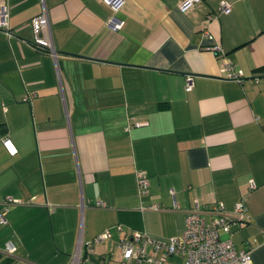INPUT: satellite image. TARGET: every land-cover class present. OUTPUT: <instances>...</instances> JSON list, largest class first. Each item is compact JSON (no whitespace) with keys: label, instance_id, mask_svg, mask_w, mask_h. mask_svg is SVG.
I'll return each instance as SVG.
<instances>
[{"label":"crops","instance_id":"0c3cea01","mask_svg":"<svg viewBox=\"0 0 264 264\" xmlns=\"http://www.w3.org/2000/svg\"><path fill=\"white\" fill-rule=\"evenodd\" d=\"M3 1L12 34L0 27V208L18 202L0 223V264H69L79 238L80 264H117L114 243L132 230L168 239L195 201L229 211L241 197L249 216L227 238L264 264V0H227L229 12L216 11L221 0H124L117 11L44 0L57 66L31 41L41 0ZM212 43L241 81L220 74ZM129 117L141 124L125 129ZM136 169L149 180L141 197ZM151 203L160 208H140ZM104 228L110 236L87 249Z\"/></svg>","mask_w":264,"mask_h":264},{"label":"built area","instance_id":"2783aa9c","mask_svg":"<svg viewBox=\"0 0 264 264\" xmlns=\"http://www.w3.org/2000/svg\"><path fill=\"white\" fill-rule=\"evenodd\" d=\"M123 1L124 0H104L114 11L118 10ZM198 1L200 0H180L179 7L185 9ZM5 7L6 2L1 0L0 27L5 29L7 35H11L12 31L6 21L7 13ZM230 8V2L221 0L216 11L229 12ZM108 24L114 29H119L123 21L113 16L109 19ZM31 27L33 33L31 41L33 46L49 53L57 66L58 53L54 46L48 9L44 0H41L40 12L31 18ZM204 32L207 33V29H205ZM206 47L221 58V64L219 66L221 75L237 81L243 79V71L237 68L235 63L226 58L218 43H212ZM57 76L60 84L61 100L66 112L65 95L58 73ZM192 87L193 76L188 74L185 77L184 88L185 90H190ZM131 119L132 117H129L131 123L129 122L125 129H128L130 125L137 126L141 124V122L132 121ZM2 142L9 150L14 151L8 137H3ZM135 179L136 193L141 197L148 192L149 180L146 171L136 169ZM254 187V182L250 181L249 189H253ZM16 202H18L17 199L12 197L4 198L0 208V223L7 222L5 214L9 205ZM95 205L101 206L102 202L97 201ZM140 208L159 209L160 204L151 203L147 206L140 205ZM248 216L245 197H241L237 200L233 208L229 211L225 209L222 201H213L212 204L207 207H201L200 204L195 201L193 206L187 210L184 227L178 235L168 239H160L152 237L145 231L132 230L127 236L115 242L114 246L119 249L121 254V258L117 264H127L130 260H144L156 264H168L166 258L172 254L183 255L184 262L182 264H254L251 258L250 248L239 249L231 239H222L220 237L221 233H229L232 225H244ZM117 228L120 229V225H117ZM109 236V228H104L95 235L90 242H87L85 246L87 249H91L92 244H96ZM5 247L8 253H12L15 250V245L11 241H8ZM82 247L83 241L80 238L72 253L69 264H80ZM148 248L151 249V252H148ZM100 262H103V260L101 259Z\"/></svg>","mask_w":264,"mask_h":264},{"label":"rangeland","instance_id":"374dc122","mask_svg":"<svg viewBox=\"0 0 264 264\" xmlns=\"http://www.w3.org/2000/svg\"><path fill=\"white\" fill-rule=\"evenodd\" d=\"M229 235L227 234V233H221V235H220V237L222 238V239H225V238H227ZM80 239V238H79ZM78 239V240H79ZM78 240H77V242H78ZM76 246H77V243H76ZM76 248V247H75Z\"/></svg>","mask_w":264,"mask_h":264}]
</instances>
